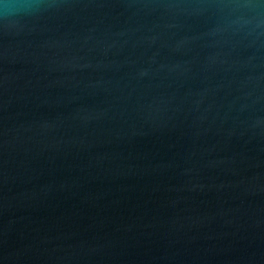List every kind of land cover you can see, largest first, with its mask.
<instances>
[{
	"label": "water",
	"instance_id": "1",
	"mask_svg": "<svg viewBox=\"0 0 264 264\" xmlns=\"http://www.w3.org/2000/svg\"><path fill=\"white\" fill-rule=\"evenodd\" d=\"M0 264H264V0H0Z\"/></svg>",
	"mask_w": 264,
	"mask_h": 264
}]
</instances>
